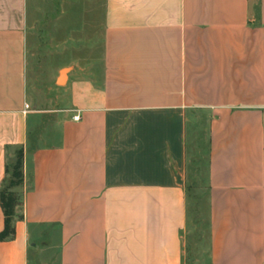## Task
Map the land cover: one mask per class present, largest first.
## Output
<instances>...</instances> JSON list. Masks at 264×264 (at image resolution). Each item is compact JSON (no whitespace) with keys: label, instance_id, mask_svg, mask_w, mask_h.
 Returning <instances> with one entry per match:
<instances>
[{"label":"crops","instance_id":"crops-1","mask_svg":"<svg viewBox=\"0 0 264 264\" xmlns=\"http://www.w3.org/2000/svg\"><path fill=\"white\" fill-rule=\"evenodd\" d=\"M19 152L0 264H264V0H0V191Z\"/></svg>","mask_w":264,"mask_h":264},{"label":"rangeland","instance_id":"rangeland-1","mask_svg":"<svg viewBox=\"0 0 264 264\" xmlns=\"http://www.w3.org/2000/svg\"><path fill=\"white\" fill-rule=\"evenodd\" d=\"M195 146L191 143L187 145L189 153H193ZM202 158L199 162H196V170L193 174L195 176L190 177L189 188L187 191V203L190 207V213L192 218H194V223L191 227L188 226V229L183 234L184 238V252H185V261L195 262L197 261L200 255V250L204 249V234L201 233V230L197 227L201 222L204 221L203 215L205 214L206 206V194L204 189L203 175L205 174V154H202ZM197 225V226H196ZM203 225V224H201Z\"/></svg>","mask_w":264,"mask_h":264},{"label":"trees","instance_id":"trees-1","mask_svg":"<svg viewBox=\"0 0 264 264\" xmlns=\"http://www.w3.org/2000/svg\"><path fill=\"white\" fill-rule=\"evenodd\" d=\"M6 172L8 180L6 185L0 191V204L4 215V227L0 231V240L5 239L13 231L11 218L15 212L16 206L20 204L18 187L22 183V154L18 153L15 161L7 166Z\"/></svg>","mask_w":264,"mask_h":264},{"label":"built area","instance_id":"built-area-1","mask_svg":"<svg viewBox=\"0 0 264 264\" xmlns=\"http://www.w3.org/2000/svg\"><path fill=\"white\" fill-rule=\"evenodd\" d=\"M25 107H28V105L25 104ZM73 119H75V120L79 119V115H78V114L74 115V116H73Z\"/></svg>","mask_w":264,"mask_h":264}]
</instances>
